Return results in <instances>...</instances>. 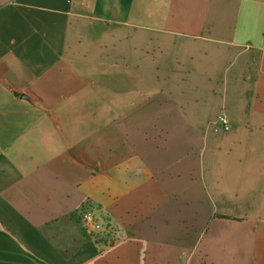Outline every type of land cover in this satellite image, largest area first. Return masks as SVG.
<instances>
[{"label":"crops","instance_id":"obj_1","mask_svg":"<svg viewBox=\"0 0 264 264\" xmlns=\"http://www.w3.org/2000/svg\"><path fill=\"white\" fill-rule=\"evenodd\" d=\"M0 264H264V0H0Z\"/></svg>","mask_w":264,"mask_h":264},{"label":"built area","instance_id":"obj_2","mask_svg":"<svg viewBox=\"0 0 264 264\" xmlns=\"http://www.w3.org/2000/svg\"><path fill=\"white\" fill-rule=\"evenodd\" d=\"M218 124L225 130H230L229 119L225 115L219 116ZM80 219L84 227L94 236H97V241L103 240L105 246H109L116 241V235L113 227L99 214L96 209L90 206H85L81 209ZM105 236V239L100 238Z\"/></svg>","mask_w":264,"mask_h":264}]
</instances>
